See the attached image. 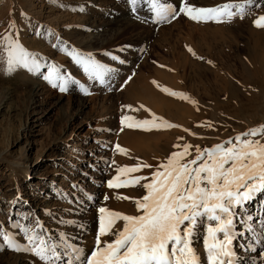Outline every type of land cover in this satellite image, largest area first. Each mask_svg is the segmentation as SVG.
I'll use <instances>...</instances> for the list:
<instances>
[{
	"label": "rangeland",
	"instance_id": "1",
	"mask_svg": "<svg viewBox=\"0 0 264 264\" xmlns=\"http://www.w3.org/2000/svg\"><path fill=\"white\" fill-rule=\"evenodd\" d=\"M201 3L192 1L189 5L204 8L220 5L219 3L212 4L211 2H207L209 5ZM181 6H183V0H181L177 9ZM128 7L131 8L129 0H95L94 2L90 0H0V152L8 148L18 153L22 147H31L29 160H27L28 164L31 165L37 162L42 149L59 135L64 125L63 123L69 116L75 118L73 126H83L81 134H87L89 140L95 135H103L105 137L101 141L105 144V140L117 142L121 135L125 133L124 136L134 143L140 141L141 144H145V141L152 140L159 145L156 149L145 151L136 150L127 142V144L122 146L127 152L122 155L121 160L113 159L111 153L105 166L104 181H101L104 193L100 203L92 207L91 212H82L80 214L83 215V218L79 220L80 225L78 226L81 235L76 240V244L83 248L84 251L89 249V254L96 246L98 209L100 207H107L110 210L129 215L140 214L137 211L135 199L142 198L146 194V189L141 186L115 189V200L117 195L132 199H117L112 205L109 203L110 197L107 191L114 188H108L107 182L118 175V168L135 166L138 163L145 162L153 167L143 168L140 172L132 173L130 176L142 175L150 178L151 174L156 170V166L161 162H166L172 152L182 150V147L178 149L175 145L191 144L193 146L190 149L191 155L186 157V160H191L196 155L195 148L197 146L201 149L211 148L216 144L234 138L237 134L243 133L250 128L264 125V54L255 56L250 51V47H252L251 39H253L251 38L253 23H251L250 18L252 16L256 19L259 18L258 14L262 9L264 15V3L251 6L250 13L246 14L244 18L236 17L230 22L218 23L214 20L197 22L181 13L178 18L172 19L170 23H157L155 14L150 11V6L144 0L138 6L143 9L140 11L143 22L141 24L134 22L136 25L143 24L145 26L143 30L146 32H144L145 36L142 42H131L133 34L139 29L134 24L124 28L119 39L103 49L87 50L74 42V35L79 31L85 33L88 31V34L102 32L105 28L104 21L113 14L116 8L120 11ZM233 11H236V9H233ZM92 14L98 17V21L95 20L94 29L88 22ZM74 17H80L84 22H77L73 20ZM134 20H137V18ZM236 23H239V29L237 30L234 27ZM217 29L225 31L227 34H229L228 31L231 29L230 38L223 39L217 36V39H214L215 41H201L199 39L201 38L199 33L208 32L209 30V32H212ZM254 29L261 30L262 28L254 24ZM196 30L198 31L196 32ZM8 35L19 40L29 52L36 54L41 64L46 65V67H42L39 73L18 68L13 73L7 74L5 69L7 67L6 48L8 45L4 37ZM108 39L112 40V35L108 36ZM65 47L69 51L76 50L82 54H91L95 60L111 68L112 71L105 77L106 83L102 85L99 81L90 79L84 73L82 67L76 64L72 57L63 50ZM189 49L192 51H189ZM177 51L186 53L192 63L189 64L190 66L187 63V67L184 66L185 70H183L184 67L177 64L176 72L174 62L177 61L176 59L174 61L173 58L178 56V54H175ZM113 57H118V59H113ZM53 65H56L62 73L79 80L81 84L88 87L90 94H85L76 85L71 86L68 92H61L58 88H53L43 78ZM160 73L167 77L170 76V80H174V73H176L179 76L178 81L173 84L162 80L161 76L159 77ZM38 80L45 84L49 92L55 95H62L63 99L55 106L50 105V102H46L42 109H48L47 113L43 115V120L35 122L36 119L34 118H37L41 113L32 114L28 95L33 88L34 81ZM132 82L138 87V91L135 90L136 92H143L144 87L145 95L148 94L157 98L158 103L161 102L160 100H165L168 103L183 104L193 110L192 115L181 116V114H174V116H169L168 113L167 115L166 112L160 111L155 104L139 98L131 90L135 85H132ZM175 84L179 85L175 86ZM191 85L194 89L191 88ZM164 88L183 93L188 99L170 95L163 91ZM144 93L141 94L144 95ZM102 96L108 99L111 98L107 103L111 106L105 108L103 115L97 113L99 112L98 107L92 108L94 104L91 103L82 110L77 106H67L69 98L97 97L99 99L103 98ZM125 106H131V109ZM153 114L178 127L145 131L137 128H128L121 123L122 117L125 115L132 116L136 120H151L153 119ZM157 122L159 123V121ZM209 122L211 126H209ZM185 129L188 131H185ZM69 132H71V129L67 131V133ZM170 133L171 136L174 135L172 140L169 139ZM74 136L75 132L70 137V140H74ZM82 137L80 135L77 138V144L82 140ZM28 143L30 144L28 145ZM76 143H66L67 145L65 144V149L63 150L67 154V149H72V160L83 156L80 154V148L75 146ZM55 167L61 166L54 165L53 161H50L46 166L42 165L40 167L39 173H37L38 171L32 173L33 175L43 174V177H47V182L50 183L46 185V187L48 186L47 192L66 188L63 184H60L63 174L57 173L54 176V173H50L51 169ZM11 173L5 165L0 164V232L13 234L14 230H16L18 234V236L15 235L17 240L24 245L27 244V241L23 232L13 225L18 222L21 226L31 227L35 223L36 217L32 213L28 216V219H25L24 217L27 214H21L19 211L15 215L8 214L12 209L8 201V193L10 191H7L10 175H14ZM52 178L53 181L51 182ZM96 179H99V177H96ZM121 179H125V177H121ZM145 182L142 181L141 184ZM86 190H88V186ZM43 192H41L40 196H36L39 201L45 198V193ZM105 196L108 197L107 200ZM57 202L60 205V209L67 210V218L68 216L69 218L72 217L73 213L68 210V206L81 210L80 206H75V203L69 200L68 197L66 199L62 197ZM262 205H264V194L258 196L255 201L247 205L251 213L258 211V216L256 215L253 218L255 222L253 227L257 232L261 231L259 221L264 219V215H261L264 212ZM260 206L261 209L259 211L258 208ZM53 211L55 212L51 213L53 221L47 222V225H55V229L54 227L52 229L55 231L56 237L53 239L59 241L62 236H58L57 233L65 226L62 225L61 221L66 217H63L59 212L56 213L55 209ZM90 214L93 215L92 219ZM87 215L90 217L88 218ZM87 219L89 221H84ZM122 226V221L117 222L113 231L121 229ZM199 230L202 231V234L205 232V228H200ZM248 233L250 234V232ZM250 236L251 238L249 237L247 240L243 239L248 241L247 245H243L244 242H240L238 238L235 239L233 241V250L235 249L237 252L245 254L252 252L253 255H258L255 263L264 264V244H257V237L252 232ZM239 238L242 240V237ZM113 239L114 237L112 236L110 241ZM101 241H107L106 236L101 237ZM0 245H2L0 256L4 251L9 250V252L22 253L29 256L31 264H42V261L31 252L8 249L7 245L3 243L2 236H0ZM252 245L255 251L250 250ZM194 247L203 260L206 257L203 241L200 240L197 244H194ZM252 257L251 259L254 260V256ZM247 262L246 257H242L241 264H247Z\"/></svg>",
	"mask_w": 264,
	"mask_h": 264
},
{
	"label": "snow or ice",
	"instance_id": "2",
	"mask_svg": "<svg viewBox=\"0 0 264 264\" xmlns=\"http://www.w3.org/2000/svg\"><path fill=\"white\" fill-rule=\"evenodd\" d=\"M129 2L131 10L135 12L144 0ZM146 2L155 14L157 23H170L181 13L193 21L214 20L220 23L230 22L236 17L244 18L258 0H243L241 3H225L209 8L191 6L187 0H183V6L179 9L168 0ZM254 24L264 28V15L256 19ZM4 40L8 45L7 74L18 68L39 73L42 67H46L19 40L11 35L5 36ZM63 50L82 67L90 79L102 85L106 83L105 77L112 71L106 64L95 60L91 54L69 51L67 47ZM43 78L61 92H68L71 86L76 85L85 94H90L88 87L62 73L56 65ZM163 91L188 99L185 94L168 88ZM125 107L131 109V106ZM121 123L128 128L145 131L178 127L155 114L151 120H136L125 115ZM175 147H182V150L172 152L166 162L156 166L150 178L130 176L143 168L153 167L145 162L117 169L118 175L107 182V187L120 189L141 186L146 189L142 198L135 199L140 214L129 215L100 207L96 246L90 254L74 243V238L67 233H62L59 241L52 239L39 220L32 227L21 226L18 222L13 225L21 229L27 244L22 245L9 232H0L3 243L16 251L31 252L42 264H237L233 241L244 235L243 231L237 230L238 223L245 225L257 237V244H264V219L259 221L261 231L257 232L247 208V205L264 194V125L250 128L211 148L201 149L197 146L196 155L191 160H186L191 155V144ZM116 148L121 153L127 152L120 145H116ZM142 181L146 182L141 184ZM105 199L108 197L105 196ZM116 199L132 198L117 195ZM24 218L28 219V215ZM120 221L123 222L122 228L113 231ZM200 228H205L203 234ZM107 235L114 239L102 242L101 237ZM200 235H203L206 250L203 260L194 247ZM252 250L255 251V248Z\"/></svg>",
	"mask_w": 264,
	"mask_h": 264
},
{
	"label": "bare ground",
	"instance_id": "3",
	"mask_svg": "<svg viewBox=\"0 0 264 264\" xmlns=\"http://www.w3.org/2000/svg\"><path fill=\"white\" fill-rule=\"evenodd\" d=\"M90 1L94 2L95 0H90ZM169 1L176 7H178V5L181 2V0H168V2ZM192 1L200 2V3L202 2L201 4H206V5H209L207 4V2H211L212 4L219 3L220 5H222L225 3H236L241 0H216V1L215 0H187L188 4L190 2L192 3ZM262 3H264V0H258L256 5H260ZM141 10L143 9H140V7H138L135 12H133L131 8L129 7L126 9H121L120 11H118L116 8L113 14L110 17L108 16L106 20L104 21L105 28L102 30V32H92L91 34H88L89 33L88 31H87L88 33L79 31L77 34L74 35V42L84 47L87 50L103 49L107 47V45H112L115 40H118L120 37V34L124 31V28H126L128 25L134 24L135 27H138L139 29L138 31H136V33L133 34L131 42L133 43V41H137L138 43H140L144 40V36H145L144 32H146L143 30L145 28L143 24L136 25L137 22L138 24H141L143 22V17L140 13ZM262 11L263 9L259 12L258 14L259 17L263 15ZM97 18L98 17H96V15L92 14V17H89L88 19L89 20L88 22H90L91 24L90 26H92L93 29L95 27V22H96L95 20L98 21ZM135 18H137V20H134ZM250 19H251V23H253L252 28L250 27L251 30H253L252 36H251V38L253 39L250 38L252 42V47H250L251 48L250 51H252V53L255 56L262 55L264 54V28H262L261 30L254 29V21L256 20V18L252 16ZM73 20H76L77 22H84L83 19L80 17H74ZM135 21L136 23H134ZM234 27L236 30L239 29V23H236ZM197 31L198 30H196V32ZM209 31L199 33L201 34L199 35L201 37L199 39L201 41L202 40L215 41L214 39H217V36L223 39L224 38L229 39L230 38L229 36H231V29L230 31H228L229 34L219 29L212 31V32H209ZM110 35H112V40L108 39V36ZM83 53H88V52H83ZM175 54H178V56L173 55L174 56L173 60L175 61L176 59L177 61V62H174V69L176 70V72H177V69H176L177 64L180 65L181 67H184V66L187 67L186 66L187 63L188 65L192 63L191 62L192 60L188 57L186 53L177 51V53L175 52ZM185 67L183 70L186 69ZM160 76L162 80L169 81L173 84L175 83V81L177 82L179 78L178 74L176 73H174V80L172 79L170 80L169 79L170 76L167 77L162 74L159 75V77ZM183 76L185 77L184 73H183ZM39 80L34 81L33 88L30 90V94L28 95V101L32 108L31 110L32 114L41 113L39 116H37V118L36 117L34 118L36 119L35 122H40L41 120H43L44 118L43 115L47 113L48 109L47 110L42 109V106L46 104V102H50L51 103L50 105L55 106V105H58L59 102H61L63 99L62 95H55L54 93L49 92V90L46 89L45 84H43V82ZM131 84L134 85L135 83L132 82ZM178 85L175 84V86H178ZM191 88L194 89L193 86ZM137 89L138 87L136 86V84L134 85V87L131 88V90L134 93H136V95L139 98L143 100H147L151 102L152 104H155V106L160 111H164L166 112V114L168 113L169 116H174V114L176 115L181 114V116H184V115H190V114L192 115L193 113V110L191 108H188L187 106L183 104H179L176 102L168 103L165 100H160L161 102L158 103L157 98L151 95H148V94L145 95L144 87H143V92H136L138 91ZM141 93H144V95H142ZM104 97L99 98V99L97 97L78 98V99L69 98L67 100V104H68L67 106H72V107L77 106L80 108V110H82L84 107L88 106L91 103V104H94L92 108L98 107L99 112L97 113H99L100 115H103L105 113V108L111 106L107 104L108 101H110L109 99L111 98L108 99ZM74 119L75 118H73L72 116H69L66 119L65 123H63L64 125L61 128V132L59 133V135H57L49 145H47L46 147L42 149L40 158H37L39 159L37 162L31 165L28 164L27 160H29V150H31V147L28 148L26 146V147H22V149L18 153H15L8 148L1 151L0 152V164L5 165V167H7L12 172L11 174H14V175H10V178H9L10 182L7 183V191H10V193H8L9 195L8 201L12 207V209L10 210V212H8V214L15 215L17 214V211H19L21 212V214H27L28 216H30V214L33 213L36 217L35 221L39 220L41 223H43L45 225V230L48 232V234L53 239L54 237H56L55 231H53L52 229L53 227L55 229V225L52 224L51 226H48L47 222L50 223V221H53V217L51 216V213L52 214L55 213L53 209L57 211L56 213L58 212L61 213L63 217L67 216L68 214L67 210L60 209V205L58 204L57 201L61 200L62 197H64L65 199L68 197L69 200L75 203V206L77 205L80 206L81 210H77V208H74V207L70 208L68 206V210L73 212L71 215L72 217L69 218L68 216V218L66 217L65 219L61 221L62 225H65V226L61 229L62 231L60 230L59 233H57V235L59 236L62 233L66 232L70 237L74 238V243H76V240L79 239V235H81V232L78 230V226L80 225L79 220L83 218V215H80V214H82V212L84 213L89 212L92 209V207L100 203L101 198L103 197L104 190L101 185V181H104V178H105L104 172H105V166L108 161V158L110 157L112 153L113 159L121 160V157L124 154L117 150L116 145H120L122 147L128 142V144L136 148V150H145V151L146 150L151 151L153 149H156L157 147H159V145L156 141H152V140L145 141V144H141L140 141H137L134 143L130 141L129 138L124 136L125 133L121 135V137L117 140V142L105 140L106 141V144H105L103 141H101L105 137L103 135H95V137L89 140L87 137V134H81L82 132L81 128L83 127L82 125L73 126L75 124ZM69 129H71V132L67 133ZM74 132H75L74 140H70V137L72 136ZM171 133L169 135L170 140H172V137L174 136V135L171 136ZM80 135H82L83 137H82V140H80V142L77 144L76 143L78 141L77 138ZM68 142L70 144L76 143L75 146H78L80 148V154L81 156L83 155L81 158H78V159L76 158L75 160H72L71 156H73V154H71V151H72L71 148H68L66 151L67 154H65V151L63 150L65 149V144ZM29 144L30 143H28V145ZM50 161H53L54 165L57 164L58 166H61V167H57V168L55 167L51 169L50 173L52 174L54 173L53 174L54 176H56L57 173L63 174V177H61L62 180L60 184H63L64 187H66L65 188L66 190L65 189H61V190L55 189L54 191L48 190L49 192H47L46 190L48 189V186L46 187V185L50 184L49 182H47V177L46 178L43 177V174H39V175L32 174L37 171H38L37 173H39L40 167L42 165L46 166V164L49 163ZM70 163L71 165H69ZM96 177H99V179H96ZM50 181L52 182L53 178ZM87 186H88V190H86ZM114 190L115 189H111L107 191L110 197V200H109L110 205H112L117 200V199L115 200ZM41 192L45 193L44 197L46 199L44 198L42 201H39L36 196L38 195L40 196ZM4 193L6 192L4 191ZM260 209H261V206L260 208H258V210L260 211ZM39 210H41L40 213H39ZM248 211L250 212V210ZM257 213L258 211L256 213L250 212L249 214L254 218L257 215ZM89 217L90 216H88V218ZM92 217L93 215H91V219ZM84 221H89V220L87 219ZM81 224L83 223L81 222ZM253 224H255V222ZM32 226H34V224ZM238 226L239 228L237 230L243 231L244 235L240 236L242 237L241 238L242 240H240L239 237L237 238L239 239L240 242L242 241L244 242L243 245H247L248 241H244L243 239L247 240L249 237L251 238L250 236L251 232L247 230V227L245 225H241V224L239 225L238 223ZM199 231L200 233H202L201 230ZM248 232H250V234ZM13 234L18 236V234L16 233V230H14ZM111 237H112L111 235H107L106 240L110 241ZM18 238L20 239V237ZM200 240L203 241L202 235H200L199 239L196 242H194V244H197ZM244 247L246 248V246ZM253 248H254L253 245L250 246L251 251ZM89 252H90L89 249H85V253L89 254ZM234 252L236 253L238 257L237 264H241L242 257H246V260L248 261L247 264H256L255 260L258 258V255H253L252 252H249L247 254L243 252H237L235 249H234ZM252 256H254V260L251 259L253 258ZM30 261H31V258L29 256L23 255L22 253L18 254L14 252H9V250L4 251L2 255L0 256V264H31Z\"/></svg>",
	"mask_w": 264,
	"mask_h": 264
}]
</instances>
